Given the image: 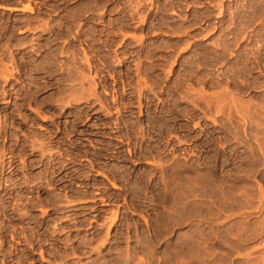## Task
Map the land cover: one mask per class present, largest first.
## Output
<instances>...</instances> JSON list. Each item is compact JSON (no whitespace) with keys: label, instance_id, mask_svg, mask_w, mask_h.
Masks as SVG:
<instances>
[{"label":"rangeland","instance_id":"374dc122","mask_svg":"<svg viewBox=\"0 0 264 264\" xmlns=\"http://www.w3.org/2000/svg\"><path fill=\"white\" fill-rule=\"evenodd\" d=\"M128 2L0 0V159H13L0 168V264H264L256 148L264 134L244 138L243 120H229L228 110L218 116L191 93L222 97L233 88L226 71L236 58L224 67L205 60L222 53L228 34L250 29L257 44L242 45L258 56L263 72L254 76L264 80V0ZM187 70H209L217 84ZM234 91L225 99L264 107V88ZM254 120L253 135L264 121ZM194 181L201 188L175 207L172 192ZM8 183L15 191L5 193Z\"/></svg>","mask_w":264,"mask_h":264},{"label":"bare ground","instance_id":"6f19581e","mask_svg":"<svg viewBox=\"0 0 264 264\" xmlns=\"http://www.w3.org/2000/svg\"><path fill=\"white\" fill-rule=\"evenodd\" d=\"M114 1V0H113ZM131 0H129V2H130ZM151 1V0H150ZM260 1V0H259ZM129 2H128V4H129ZM136 2H137V0H136ZM140 2V1H139ZM145 2H147V1H145ZM149 2V1H148ZM174 2V1H173ZM170 3V2H169ZM94 4V3H93ZM120 3H118V5H119ZM140 4H141V2H140ZM168 4V3H167ZM130 5H132V3L130 4ZM135 5V4H134ZM145 5H147V4H145ZM165 5V4H164ZM169 5V4H168ZM254 5V4H253ZM32 6V5H31ZM114 6H116V5H114ZM136 6H137V4H136ZM136 6H135V9H136ZM179 5H177V7H178ZM182 6V5H181ZM261 6V5H260ZM264 6V5H263ZM263 6H261L262 8H263ZM1 7V6H0ZM120 7V6H119ZM134 7V6H133ZM137 7H139V4H138V6ZM168 7V6H167ZM172 7V6H171ZM174 7V6H173ZM223 7V6H222ZM222 7L220 6V8H221V10H222ZM225 7V6H224ZM254 7V6H253ZM3 9H5V6L4 7H2ZM105 8V7H104ZM126 8V7H125ZM124 8V9H125ZM157 8V7H156ZM7 9H9V8H7ZM11 9H12V7H11ZM10 9V10H11ZM15 8H13V10H14ZM34 9V8H33ZM89 9V8H88ZM115 9H116V7H115ZM129 9H130V7H129ZM134 9V10H135ZM159 9V8H158ZM164 9V8H163ZM168 9V8H167ZM260 9V8H259ZM13 10H11V11H13ZM18 10V9H17ZM25 10H27L28 12L30 11H32V8L30 7V6H27V7H25ZM119 10V9H118ZM121 10V9H120ZM126 10V9H125ZM133 9H132V11H134ZM209 10V9H208ZM220 10V9H219ZM223 10H225V8L223 9ZM97 11V10H96ZM100 11V10H99ZM98 11V13H101V12H99ZM127 11H128V9H127ZM206 11H207V9H206ZM210 11V10H209ZM253 11V10H252ZM256 11H258V10H256ZM115 12H117L116 10H115ZM124 12V11H123ZM225 12V11H224ZM263 12V11H262ZM119 13V12H118ZM122 13V12H121ZM140 13V12H139ZM211 13V12H210ZM223 13V12H222ZM257 14H258V12H256ZM74 14V13H73ZM88 14V13H87ZM86 14V15H87ZM127 15H128V12L126 13ZM135 14H136V10H135ZM208 14V13H207ZM219 14H220V11H219ZM85 15V16H86ZM142 15V14H141ZM203 15H205V14H203ZM221 15V14H220ZM220 15H218V16H220ZM250 15V14H249ZM129 16V15H128ZM131 16V15H130ZM136 16V15H135ZM240 16V15H239ZM247 16V15H246ZM264 16V15H263ZM89 17V16H88ZM87 17V18H88ZM99 17H101L100 15H99ZM126 17V16H125ZM138 16H136V18H137ZM140 17V16H139ZM217 17V16H216ZM73 18V17H72ZM90 18V17H89ZM94 18V17H93ZM102 18V17H101ZM119 18H121V16L119 17ZM132 18V17H131ZM141 18V17H140ZM206 18V17H205ZM249 18V17H248ZM129 19H130V17H129ZM232 19H233V17H232ZM264 19V18H263ZM263 19H256V20H258V22H260L261 20L263 21ZM132 20V19H131ZM142 20V19H141ZM140 20V21H141ZM233 20H235V19H233ZM232 20V21H233ZM246 20V19H245ZM252 20V19H251ZM253 20H255V19H253ZM101 21V20H100ZM139 21V22H140ZM144 21V20H143ZM217 21V20H216ZM231 21V20H230ZM241 21V20H240ZM119 22H121V21H119ZM135 22V21H134ZM142 22V21H141ZM237 22V21H236ZM245 22V21H244ZM255 22V21H254ZM257 22V21H256ZM255 22V23H256ZM114 23H116V22H114ZM122 23V22H121ZM253 23V22H252ZM136 24V23H135ZM141 24H143V22L141 23ZM257 24V23H256ZM255 24V25H256ZM261 24H263V23H261ZM45 25V24H44ZM49 25V24H48ZM126 25V24H125ZM130 25V24H129ZM132 25V24H131ZM234 25H236V24H234ZM239 25V24H238ZM246 25V24H245ZM249 25H251V24H249ZM253 25H254V23H253ZM80 26V25H79ZM118 26V25H117ZM119 26H120V24H119ZM231 26H232V23H231ZM69 27V26H68ZM127 27V26H126ZM138 27V26H137ZM207 27V26H206ZM236 27H238V26H236ZM241 27H242V25H241ZM240 27V28H241ZM247 27V26H246ZM254 27V26H253ZM258 27V26H257ZM262 27V26H261ZM29 28L30 27H28V30H29ZM45 28H48V27H46L45 26ZM78 28V27H77ZM251 28H252V26H251ZM260 28V27H259ZM123 29V28H122ZM129 29V28H128ZM256 29V28H255ZM261 29V28H260ZM249 29H247V31H248ZM259 30V29H258ZM43 31H44V29H43ZM230 31H232V29L230 30ZM250 31H251V29H250ZM249 31V32H250ZM262 31V30H261ZM236 32V31H235ZM242 32V31H241ZM245 32V31H244ZM249 32L246 34V33H244V34H242V33H240V32H237V33H235V34H233L232 33V35L231 34H228L229 35V37L226 39V44L223 46V49L221 50L222 51V53L221 54H219L218 52V54H214V55H212V56H210V54H209V56H208V59H206L205 61H206V63L207 64H209V66H220L221 64L220 63H222V62H228V61H230L229 59L230 58H236V61H235V59H234V62H232V64H231V67L228 69V68H226V69H228L226 72H227V75H225V77L223 76V74H221L222 76H217V77H224L225 79H226V76H227V83L229 84V88H230V86H233V88H231L230 90L228 89V88H226L225 87V85L226 84H224L223 86L225 87V91L223 90V96L221 97L220 95H218V94H216V95H213L212 93L210 94V95H212V96H208V95H205L206 93H204L203 91H201V92H196V93H194V91H192L191 93H193V94H197L198 96H199V98L197 97V99H198V103L199 104H202V103H200V102H203L204 104L203 105H205L206 107V109H210V107L212 106V107H214L215 108V114H220V116L222 117V115H228V113H229V115H228V117H229V120H237V121H239V120H243V123H244V126H242V127H245V128H243V130H242V132H243V137L244 138H246L248 135H252V137L253 138H255V139H258V138H260V136H259V134H264V121H262L261 123L262 124H259V126H261V127H257L256 125V129H255V127H252V128H254V131L256 132L255 133V135H253V134H250L249 132H248V128H249V124L255 119V118H257V119H262V120H264V107L263 106H257V105H253V104H251L252 103V101H250L251 103H249V102H246V104H243L244 102H245V100L243 101V102H241L240 100H238V97L237 96H239V95H237L236 97H237V99L236 98H234V100H236V101H234V100H231V98H230V100L228 101V100H226L225 98V96H229L230 97V95H231V92H233V90H235L234 91V93L236 92V93H240V94H245V93H247V92H252L253 93V91H255V93H258V91L260 90V89H263L264 88V80L261 78V75H257V76H254V74L257 72V71H259V72H263V70H261V68H262V65H261V62H259V60L257 61L256 60V58L258 57V56H256L255 54V52H254V50H252L251 49V55H248V53H246L245 51H246V49H250V48H248L249 47V45H242V43H243V41H249L250 43H252L253 41H255V39H254V37L255 36H258L256 33L255 34H249ZM263 32V31H262ZM74 33H75V31H74ZM226 33V32H225ZM230 33V32H229ZM61 34V33H60ZM264 34V33H263ZM231 35V36H230ZM206 36V35H205ZM224 37V36H223ZM20 39V38H19ZM141 39V38H140ZM222 39V38H221ZM257 40H259V39H257ZM261 40V39H260ZM20 41V40H19ZM225 41V40H224ZM25 42V41H24ZM246 43V42H245ZM245 43H243V44H245ZM249 43V44H250ZM255 43H256V41H255ZM259 43H261V41L259 42ZM218 44V43H217ZM221 44V43H220ZM219 44V45H220ZM253 44V43H252ZM257 44V43H256ZM263 45V44H262ZM232 46H234L235 47V49H233L232 48ZM248 46V47H247ZM259 46V45H258ZM218 47H220V46H218ZM217 47V48H218ZM251 47V46H250ZM256 47H257V45H256ZM260 47V46H259ZM7 49H8V47H6ZM206 49V48H205ZM208 49V48H207ZM255 49V48H254ZM213 50H215V49H213ZM218 50V49H217ZM216 50V51H217ZM183 51H184V49H183ZM204 51H206V50H204ZM255 51H256V49H255ZM263 51V50H262ZM209 52V51H208ZM208 52H207V54H208ZM210 52H211V50H210ZM213 52V51H212ZM215 52V51H214ZM257 52H258V49H257ZM202 53H204V52H202ZM216 53V52H215ZM203 55V54H202ZM230 56V57H229ZM263 56V55H262ZM203 57H204V55H203ZM264 57V56H263ZM125 58V57H124ZM252 58H254L253 60H252ZM259 58H261V57H259ZM3 59V58H2ZM86 59H88L87 57L85 58V60ZM201 59V58H200ZM198 60V59H197ZM203 60V59H202ZM87 61V60H86ZM204 61V60H203ZM202 61V62H203ZM0 62H1V60H0ZM196 62V61H195ZM231 62H229V63H231ZM264 62V61H263ZM6 63V62H5ZM142 63V62H141ZM1 64H4V62H1L0 63V66H1ZM8 64V63H7ZM152 64V63H151ZM193 64V63H192ZM191 64V65H192ZM218 64H220V65H218ZM10 65V64H9ZM12 65V64H11ZM10 65V66H11ZM20 65V64H19ZM88 65H89V63H88ZM150 65V64H149ZM148 65V66H149ZM196 65H198V64H196ZM223 65V64H222ZM226 65V64H225ZM138 66H139V64H138ZM194 66V65H193ZM203 66V65H202ZM214 66V67H215ZM216 66V67H217ZM4 67H6L5 66V64H4ZM8 67V66H7ZM140 67V66H139ZM191 67V66H190ZM196 67V66H195ZM197 67H200V66H197ZM196 67V68H197ZM204 67V66H203ZM214 67L212 68V69H214ZM220 67H224V66H220ZM3 68V67H2ZM1 68V69H2ZM138 68V67H137ZM9 67H8V69L6 68V70L5 71H8L7 73H10V71H9ZM32 69V68H31ZM35 68H33V70H34ZM154 69V68H153ZM157 69V68H156ZM155 69V70H156ZM205 69V68H204ZM206 69H208L207 67H206ZM260 69V70H259ZM14 70V69H13ZM12 70V71H13ZM140 70V69H139ZM192 70V69H191ZM190 70V72L187 70V72H189V74H190V76L189 77H193V75L196 73H194L193 74V72ZM214 70H216V69H214ZM2 72H3V70H1ZM4 71V72H5ZM145 71V70H144ZM154 71V70H153ZM204 71V70H203ZM34 72V71H33ZM150 72H152V70L150 71ZM202 72V71H201ZM210 72H212V71H210ZM217 72H219V71H217ZM258 72V73H259ZM139 73V72H138ZM143 73V72H142ZM1 74V73H0ZM11 74L12 73H10L9 75L11 76ZM200 74V73H199ZM215 74H217V73H215ZM260 74V73H259ZM220 75V74H219ZM1 76V75H0ZM2 76L4 77V75H3V73H2ZM262 76H264V73H263V75ZM12 77H13V74H12ZM157 77V76H156ZM183 77V76H182ZM187 77V76H186ZM194 77L195 78H197V82L199 81V80H205V81H207V82H211L210 84L212 85V84H217V81H216V79L214 78V76L212 77L211 76V73H209V70H208V72H207V74L204 72V73H201L199 76H197V75H194ZM1 78V77H0ZM6 80L7 79H9L8 77H7V75L4 77ZM260 78L263 80V81H260ZM218 79V78H217ZM2 80H4V79H2ZM224 81V80H223ZM6 82H8V81H6ZM83 82V81H82ZM199 82H201V81H199ZM206 82V83H207ZM145 83V82H144ZM205 83V82H204ZM223 83V82H222ZM169 84V83H168ZM197 84V83H196ZM195 84V85H196ZM218 84H219V82H218ZM221 84V83H220ZM2 85V84H1ZM4 85V84H3ZM142 85V84H141ZM214 86V85H213ZM220 86V85H219ZM222 85L220 86V88L222 87L223 89H224V87H223ZM186 87H188V86H186ZM190 87V86H189ZM202 87V86H201ZM96 88V87H95ZM207 88V87H206ZM221 88V89H222ZM260 88V89H259ZM189 89V91H191V89L190 88H188ZM188 89H186V90H188ZM194 88H192V90H193ZM186 90H183L184 92H187ZM256 90H258V91H256ZM3 91V90H2ZM1 91V92H2ZM211 91V90H210ZM221 91V95H222V90H219L218 92H220ZM262 91V90H261ZM3 92H6V90L5 91H3ZM206 92V91H205ZM224 92H226V93H224ZM8 93V92H7ZM182 93V92H181ZM208 93V92H207ZM214 93V92H213ZM215 93H217V92H215ZM214 93V94H215ZM235 93V94H236ZM5 94V93H4ZM188 94V93H187ZM186 94V95H187ZM234 94V95H235ZM5 95H7V94H5ZM179 95H180V93H179ZM184 95V94H183ZM225 95V96H224ZM233 95V93H232V96H234ZM175 96V95H174ZM246 96V95H245ZM256 96V95H255ZM196 97V96H195ZM221 97V98H220ZM224 97V98H223ZM228 97V98H229ZM235 97V96H234ZM257 97V96H256ZM253 98V97H252ZM199 99H200V102H199ZM218 99H220V100H218ZM259 99H260V96H259ZM262 99V98H261ZM215 100H217V102L215 103ZM237 100H238V102H237ZM242 100V99H241ZM193 101V100H192ZM195 101V100H194ZM197 101V100H196ZM227 101V102H226ZM264 101V100H263ZM69 102V101H68ZM191 103V102H190ZM193 103V102H192ZM191 103V104H192ZM248 103V104H247ZM254 103V102H253ZM256 103V102H255ZM258 103V102H257ZM259 103H260V101H259ZM264 104V103H263ZM104 105V104H103ZM260 105H262V104H260ZM102 106V105H101ZM103 107V106H102ZM226 107H228V109H226ZM193 108L194 109H192L193 110V112H195V111H201V112H203L202 110H204L205 108H201V107H199V105L197 104V102L195 103H193ZM214 108H213V111H214ZM229 111L227 114L224 112V111ZM190 111V110H189ZM207 111V110H206ZM210 111V110H209ZM236 112V115H234L233 113H231V112ZM234 112V113H235ZM207 113H210V112H207ZM225 113V114H224ZM191 114V113H190ZM203 114H204V112H203ZM222 114V115H221ZM173 115V114H172ZM205 115V114H204ZM211 115V114H210ZM233 115L235 116V118L233 117ZM188 116H191V115H188ZM219 116V115H218ZM216 117V116H215ZM236 118H238V119H236ZM215 119V118H214ZM225 119H226V121H228V118H226L225 117ZM225 121V120H224ZM255 121V120H254ZM261 121V120H260ZM259 121V122H260ZM215 122V121H214ZM255 122H257V120L255 121ZM228 123V122H227ZM237 123V122H236ZM239 123H240V121H239ZM195 124V123H194ZM241 124H242V122H241ZM198 125V124H197ZM195 126V125H194ZM234 126H238V125H234ZM197 127V126H196ZM232 127V126H231ZM207 128V127H206ZM236 128V127H235ZM234 128V129H235ZM238 128H241V127H239L238 126ZM228 129H229V127H228ZM227 129V130H228ZM249 129H251V128H249ZM226 130V129H225ZM237 131H238V129H236ZM235 130V131H236ZM240 130V129H239ZM234 131V130H233ZM229 131H227V133H228ZM239 132V131H238ZM238 132H236L237 134H238ZM241 132V131H240ZM239 132V133H240ZM251 132V131H250ZM226 133V134H227ZM236 133H231V139H234V143H236V145L237 144H240V146H241V144L242 145H245L244 144V142L242 141L243 139L240 137V136H238ZM241 134V133H240ZM239 134V135H240ZM259 136V137H258ZM262 136V135H261ZM229 137V136H228ZM264 137V136H263ZM166 138V137H165ZM230 138V137H229ZM253 138H251V141L253 140ZM248 139L250 140V138L248 137ZM29 140V139H28ZM231 141V140H230ZM230 141H229V143H230ZM246 141V140H245ZM258 141V140H257ZM260 141H262L261 139H260ZM33 142V141H32ZM35 142V141H34ZM34 142L33 143H31V144H34ZM233 142V141H232ZM247 143H248V141H246ZM255 142V140L253 141V143ZM259 142V141H258ZM220 143V142H219ZM257 142H255V144H256ZM264 143V142H263ZM233 144V143H232ZM259 144V143H258ZM258 144H256V145H258ZM20 145V144H19ZM250 145H252V143L250 144ZM30 146V145H29ZM254 146V145H253ZM31 147H32V145H31ZM35 148H36V146H34ZM34 147H32L33 149H34ZM224 147V146H223ZM234 147V146H233ZM243 147V146H242ZM245 147H246V145H245ZM247 147H249V143H248V145H247ZM234 148H236V147H234ZM234 148H232V151H235V153H236V151H237V149H234ZM240 148V147H239ZM250 148V147H249ZM252 148H254V147H252ZM256 148L258 149V151H259V154H261V156L263 157V159H264V146H262V144H260L259 146H256ZM16 149V148H15ZM37 149V148H36ZM246 149V148H245ZM251 149V148H250ZM257 149H255V150H257ZM12 150H14V149H12ZM35 150V149H34ZM224 150V149H223ZM231 150V149H230ZM230 150H229V152H230ZM243 150V149H242ZM247 150H248V148H247ZM3 151V150H2ZM20 151V150H19ZM225 151L227 152V150L225 149ZM225 151H223V152H225ZM251 151V150H250ZM1 152V151H0ZM6 152V151H5ZM10 152H11V149H10ZM254 152V151H253ZM253 152H252V154H253ZM14 153V152H13ZM231 153V152H230ZM246 153V152H245ZM42 154H44L45 155V152L44 153H42ZM218 154V153H217ZM222 154V153H221ZM241 154V153H240ZM250 154H251V152H250ZM257 154H258V152H257ZM256 154V156H258ZM4 155H5V153H4ZM11 155V154H10ZM13 155V154H12ZM11 155V156H12ZM224 155V154H223ZM226 155V154H225ZM229 155V154H228ZM43 156V155H42ZM232 156V155H231ZM239 156V155H238ZM254 156H255V153H254ZM255 156V157H256ZM1 157V156H0ZM5 157H7V156H5ZM5 157H3V158H5ZM8 157L10 158V156H9V154H8ZM7 157V158H8ZM225 157V156H224ZM229 157H230V155H229ZM250 157V156H249ZM252 157V156H251ZM261 157V158H262ZM49 158V157H48ZM220 158V157H219ZM227 158V157H226ZM234 158V157H233ZM244 158V157H243ZM247 158H248V156H247ZM247 158H246V160H247ZM257 158V157H256ZM259 158V157H258ZM257 158V159H258ZM215 160H216V158H214ZM236 159V158H235ZM252 159H255V158H252ZM263 159H262V162H264L263 161ZM1 160V159H0ZM3 160V159H2ZM1 160V161H2ZM6 160V159H5ZM5 160H3L2 162H1V164H0V168H2V170L1 171H3V170H6V165H8L7 166V168H11V164L13 163L12 161H13V159H12V161H5ZM225 160V159H224ZM233 160V159H232ZM244 160V159H243ZM245 160V161H246ZM15 161V160H14ZM47 161V160H46ZM235 161V160H234ZM256 159H255V163H256ZM261 161V160H260ZM179 162V161H178ZM238 162V161H237ZM254 162V161H253ZM217 163H219V162H217ZM226 163H228V161L226 162ZM257 163H258V161H257ZM54 164V163H53ZM229 164H230V162H229ZM248 164V163H247ZM246 164V165H247ZM263 164V163H262ZM181 165V164H180ZM214 165V164H213ZM261 165V164H260ZM15 166V165H14ZM159 166H160V164H159ZM195 166V165H194ZM197 166V165H196ZM255 166V165H254ZM253 166V167H254ZM262 166V165H261ZM201 167V166H200ZM213 167V166H212ZM257 167V169L259 168V166H256ZM263 167V166H262ZM13 168V167H12ZM252 168V167H251ZM15 169V168H14ZM197 169V168H196ZM239 169V168H238ZM253 169V168H252ZM255 169V168H254ZM261 169V168H260ZM259 169V170H260ZM163 170V169H162ZM12 171V170H11ZM166 171V170H165ZM181 171H184V170H181ZM191 171H192V169H191ZM201 171V170H200ZM238 171V170H237ZM253 171V170H252ZM257 171V170H256ZM255 170H254V172H256ZM204 172V171H203ZM4 173V172H3ZM169 173V172H168ZM171 173V172H170ZM181 173V172H180ZM193 173H195V172H193ZM198 173V172H197ZM251 173V172H250ZM257 173V172H256ZM263 173V171L261 172V173H259L260 175ZM174 174V173H173ZM179 174V173H178ZM182 174V173H181ZM188 174V173H187ZM4 175V174H3ZM168 175V174H167ZM171 175V174H170ZM193 175V174H192ZM261 176H263V174L261 175ZM1 177V176H0ZM251 177V176H250ZM170 178V177H169ZM206 178H208V177H206ZM260 178V177H259ZM176 179V178H175ZM201 179V178H200ZM204 179V182H203V184H204V187H206V188H208V185H209V182H205V178H203ZM213 179V178H212ZM211 179V180H212ZM216 179V178H215ZM246 179V178H245ZM13 180V179H12ZM198 180V179H197ZM244 180V179H243ZM5 181V180H4ZM7 181V180H6ZM140 181V180H139ZM183 181V180H182ZM200 181V180H199ZM199 181H194L193 183H189V184H187L186 182V188L188 189L189 188V190H190V192H189V190H188V192L186 193V191H185V189H184V191H182L181 192V189H179V191L178 192H176V193H174L173 194V192L174 191H177V190H174L173 192H172V195H170L171 197L169 198V200L171 199L172 201H173V205L176 207V205H177V203H180L181 201H182V198H185V199H187V197H188V194L189 193H193L194 191H196V190H198L199 188H201L199 185H197V184H200V183H198ZM10 182V181H9ZM168 182V181H167ZM173 182V181H172ZM190 182V181H189ZM201 182V181H200ZM234 182V181H233ZM232 182V183H233ZM14 183V182H13ZM19 183V182H18ZM22 183H24V182H22ZM26 183V182H25ZM206 183V184H205ZM211 183H212V181H211ZM227 183V182H226ZM9 184V183H8ZM7 184V185H8ZM3 185V182L2 181H0V186H2ZM11 184H9V186H10ZM16 185V184H15ZM22 185V184H21ZM169 185H171V184H169ZM201 185V184H200ZM210 185H212V184H210ZM233 185V184H232ZM9 186H6V187H4V190L6 191L5 193H8V190H14L11 186L9 187ZM214 186V185H213ZM261 187H262V185H260ZM18 187V186H17ZM211 187V186H210ZM228 187H230V186H228ZM260 187V189H262ZM3 188V186L2 187H0V189H2ZM21 188V187H20ZM213 188V187H212ZM252 188V187H251ZM259 188H258V190H260ZM22 190V189H21ZM166 190V189H165ZM209 190V189H208ZM211 190V189H210ZM247 190H249V189H247ZM257 190V189H256ZM15 191V190H14ZM203 191V190H202ZM206 191H207V189H206ZM243 191V190H242ZM262 191H264L263 189H262ZM1 192H4V191H1ZM207 192H209V191H207ZM212 192V191H211ZM253 192H254V190H253ZM256 193H259V194H261V192H257V191H255ZM245 193V192H244ZM252 193V192H251ZM264 193V192H263ZM12 194V193H11ZM169 194V193H168ZM250 194V193H249ZM2 195H3V193H2ZM191 195V194H190ZM11 197H12V195H10ZM10 196H6L7 198L9 197V198H11ZM168 196V195H167ZM230 196V195H229ZM242 196V195H241ZM252 196V195H251ZM257 196H258V194H257ZM257 196H253L252 198V200H254L255 199V197H257ZM261 196H262V194H261ZM261 196L259 197V200L260 199H262V198H264L263 196H262V198H261ZM1 197V196H0ZM193 197V196H192ZM258 197H257V199H255V200H258ZM21 198V197H20ZM58 198V197H57ZM166 198V197H165ZM190 198V197H189ZM210 198H211V196H210ZM3 199V198H2ZM12 199H13V197H12ZM20 200V199H19ZM60 199H58V201H59ZM164 200V199H163ZM168 199H166V201H169ZM235 200V199H234ZM258 200V201H259ZM0 201H1V199H0ZM7 201V200H6ZM8 201H10V200H8ZM12 201V200H11ZM10 201V202H11ZM61 201V200H60ZM166 201H165V203H166ZM263 201H264V199H263ZM5 202V201H4ZM57 202V201H56ZM189 202V201H188ZM248 202V205L251 203V202H253V201H251L250 202V200L249 201H247ZM250 202V203H249ZM2 203V202H1ZM168 203V202H167ZM171 203V202H170ZM184 203H185V200H184ZM184 203L182 202V206H184V207H187L186 205H184ZM187 203V202H186ZM264 203V202H263ZM213 204V203H212ZM261 204V203H260ZM5 205V204H4ZM14 205V204H13ZM12 205V206H13ZM15 205H17L16 203H15ZM13 206L14 208L16 207V206ZM187 205H190V204H187ZM215 205V204H214ZM252 204H250L249 206H251ZM10 206V205H9ZM182 206H181V209H182ZM260 206H262V207H264V205L263 204H261ZM259 206V207H260ZM6 207V206H5ZM190 207V206H189ZM192 207V206H191ZM223 207V206H222ZM258 207V206H257ZM10 208V207H9ZM8 208V209H9ZM251 208V207H250ZM11 209V208H10ZM185 209V208H184ZM6 210V209H5ZM13 211H14V209H13ZM259 213V212H258ZM191 214V213H190ZM7 215V214H6ZM113 218V217H112ZM176 223V222H175ZM169 225V224H168ZM93 262H95V261H93ZM128 262V261H127Z\"/></svg>","mask_w":264,"mask_h":264}]
</instances>
